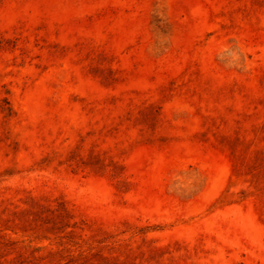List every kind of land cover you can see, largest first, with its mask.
<instances>
[{
  "label": "rangeland",
  "instance_id": "obj_1",
  "mask_svg": "<svg viewBox=\"0 0 264 264\" xmlns=\"http://www.w3.org/2000/svg\"><path fill=\"white\" fill-rule=\"evenodd\" d=\"M0 264H264V0H0Z\"/></svg>",
  "mask_w": 264,
  "mask_h": 264
}]
</instances>
